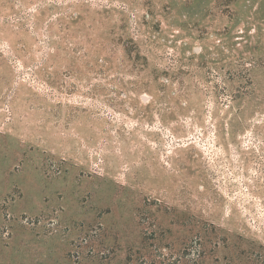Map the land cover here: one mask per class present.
I'll return each instance as SVG.
<instances>
[{
    "label": "rangeland",
    "instance_id": "rangeland-1",
    "mask_svg": "<svg viewBox=\"0 0 264 264\" xmlns=\"http://www.w3.org/2000/svg\"><path fill=\"white\" fill-rule=\"evenodd\" d=\"M24 1L0 0V264H264V0Z\"/></svg>",
    "mask_w": 264,
    "mask_h": 264
},
{
    "label": "trees",
    "instance_id": "trees-1",
    "mask_svg": "<svg viewBox=\"0 0 264 264\" xmlns=\"http://www.w3.org/2000/svg\"><path fill=\"white\" fill-rule=\"evenodd\" d=\"M17 0H14V3H16ZM21 3H24V0H20ZM31 4L33 3L32 1L30 2ZM35 4V3H34ZM27 16H23L21 19H26ZM76 17H72V19H74ZM25 26V24H23ZM68 24L62 23L61 25V29L62 30H67L68 27L66 26ZM50 28H52V25L49 26ZM64 39H67L66 36L63 37ZM113 47H118V46H122L125 52V55L127 56V59L129 61H133V67L135 70H142L141 68L146 66L148 64V60L146 57L142 56L140 53V49L137 46V44L132 40V39H127L124 36L118 37L117 39H114L113 41ZM67 44V42H66ZM204 59V57H203ZM143 62V63H142ZM108 65V62H104L101 64L100 69L95 70L94 73L97 75H101L103 74V72L105 71L106 66ZM249 70H247L246 72H248ZM237 74H242V72L240 73H235V75ZM156 76H154V79ZM178 78V75L174 76V80ZM244 85H246L244 83ZM251 85V84H249ZM231 87V85H230ZM230 88H226V90H229ZM232 92L231 94V99L229 100L230 102L233 103V106H235L238 110L240 109L241 104H243V101L246 99V96L251 97L254 90H252L251 88H245L243 85H238L237 87H235V85H232L231 90ZM241 110V109H240ZM242 113V112H240ZM235 123V121H234ZM221 126H224V123L221 124ZM233 126V125H232Z\"/></svg>",
    "mask_w": 264,
    "mask_h": 264
}]
</instances>
